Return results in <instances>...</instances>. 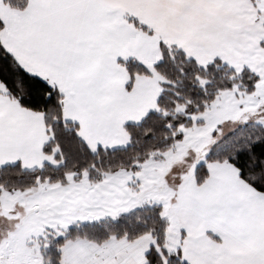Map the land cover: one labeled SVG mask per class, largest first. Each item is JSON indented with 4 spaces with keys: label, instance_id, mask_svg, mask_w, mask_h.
<instances>
[{
    "label": "snow or ice",
    "instance_id": "snow-or-ice-1",
    "mask_svg": "<svg viewBox=\"0 0 264 264\" xmlns=\"http://www.w3.org/2000/svg\"><path fill=\"white\" fill-rule=\"evenodd\" d=\"M0 264H264V0H0Z\"/></svg>",
    "mask_w": 264,
    "mask_h": 264
}]
</instances>
